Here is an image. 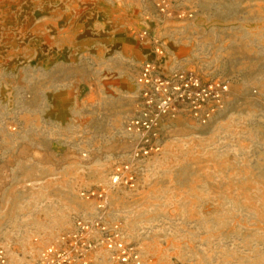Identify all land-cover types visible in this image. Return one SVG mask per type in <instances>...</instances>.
I'll list each match as a JSON object with an SVG mask.
<instances>
[{
  "label": "rangeland",
  "instance_id": "obj_1",
  "mask_svg": "<svg viewBox=\"0 0 264 264\" xmlns=\"http://www.w3.org/2000/svg\"><path fill=\"white\" fill-rule=\"evenodd\" d=\"M170 1L162 15L155 0H0L6 264H47L43 254L64 247L78 220L99 215L81 192L109 188L114 166L130 159L125 123L137 102L102 119L87 103L111 108L110 98L90 84L82 99L81 82L115 59L133 98L147 61L228 93L206 124L163 119L161 151L139 164L136 188L108 192L107 224L120 225L144 264H264V0ZM55 72L72 89L49 93ZM72 264L115 262L99 246Z\"/></svg>",
  "mask_w": 264,
  "mask_h": 264
},
{
  "label": "built area",
  "instance_id": "obj_2",
  "mask_svg": "<svg viewBox=\"0 0 264 264\" xmlns=\"http://www.w3.org/2000/svg\"><path fill=\"white\" fill-rule=\"evenodd\" d=\"M155 6L162 15L170 14V0H155ZM136 83L139 86L137 110L125 123V131L135 145L130 159L114 166L109 188L81 192V198L99 202V215L91 221L78 220L76 231L64 238V247H50L43 254L47 264H72L77 258L86 260L99 246L112 254L115 264H144L139 250L124 240L120 225H108L105 221L108 192L136 188L139 164L161 151L160 129L164 118L187 113L197 122L206 124L228 93L224 82L205 81L192 70L165 74L153 61L141 66ZM6 262L5 252L0 248V264Z\"/></svg>",
  "mask_w": 264,
  "mask_h": 264
},
{
  "label": "crops",
  "instance_id": "obj_3",
  "mask_svg": "<svg viewBox=\"0 0 264 264\" xmlns=\"http://www.w3.org/2000/svg\"><path fill=\"white\" fill-rule=\"evenodd\" d=\"M115 64H110L106 67H99L97 69V74L94 75L92 78L87 79L81 82V88L83 89L84 98L85 100L89 99L91 92L88 91L89 85L93 84L97 89L100 90L102 96H108L110 98L111 108L106 102V104L101 103L99 104L100 108L97 109L93 107V105L88 104L87 106L90 109L98 110L97 114L99 113V118L104 119L108 115L113 112L114 114H124L125 112H129L132 110V107L136 105L137 98H133L127 91L124 89V85L121 84L123 80L124 73L121 71L120 67V60L115 59ZM55 81L53 84L48 87L49 93L54 94L56 96L59 93H56L57 89L64 90L72 89L73 83L69 82L67 79H63L60 75L56 76L55 72ZM105 106V109H104ZM109 107L110 109L108 110ZM52 109V106H49V110ZM90 111H87L86 114H90ZM110 113V114H109ZM85 114V115H86ZM73 117L71 116V119Z\"/></svg>",
  "mask_w": 264,
  "mask_h": 264
},
{
  "label": "bare ground",
  "instance_id": "obj_4",
  "mask_svg": "<svg viewBox=\"0 0 264 264\" xmlns=\"http://www.w3.org/2000/svg\"><path fill=\"white\" fill-rule=\"evenodd\" d=\"M7 3V2H6Z\"/></svg>",
  "mask_w": 264,
  "mask_h": 264
}]
</instances>
